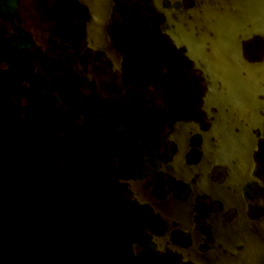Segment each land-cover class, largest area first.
I'll return each mask as SVG.
<instances>
[{"label": "flooded vegetation", "instance_id": "af4514ba", "mask_svg": "<svg viewBox=\"0 0 264 264\" xmlns=\"http://www.w3.org/2000/svg\"><path fill=\"white\" fill-rule=\"evenodd\" d=\"M196 5L114 0V62L81 0H0V148L28 135L68 148L73 180L117 206L109 228L130 264H264V82L251 122L206 104L208 81L158 9ZM243 54L264 61V37Z\"/></svg>", "mask_w": 264, "mask_h": 264}, {"label": "rangeland", "instance_id": "374dc122", "mask_svg": "<svg viewBox=\"0 0 264 264\" xmlns=\"http://www.w3.org/2000/svg\"><path fill=\"white\" fill-rule=\"evenodd\" d=\"M14 145L0 148V264H130L109 228L117 206L73 180L68 148L40 150L33 135Z\"/></svg>", "mask_w": 264, "mask_h": 264}, {"label": "water", "instance_id": "95a60500", "mask_svg": "<svg viewBox=\"0 0 264 264\" xmlns=\"http://www.w3.org/2000/svg\"><path fill=\"white\" fill-rule=\"evenodd\" d=\"M81 1L90 8L88 29L94 41L102 44L107 56L115 62L119 57L107 31L114 0ZM196 2L197 5L187 11L158 6L166 17L165 32L177 47H184L186 56L203 72L209 85L206 104L217 98L251 122L263 108L257 103L252 88L264 82V61L246 59L243 41L254 35L264 37V0Z\"/></svg>", "mask_w": 264, "mask_h": 264}]
</instances>
